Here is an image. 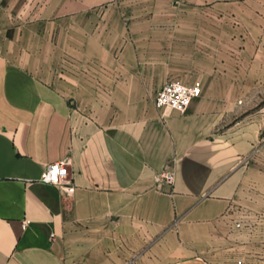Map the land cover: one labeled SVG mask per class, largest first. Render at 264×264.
<instances>
[{
  "label": "crops",
  "instance_id": "obj_1",
  "mask_svg": "<svg viewBox=\"0 0 264 264\" xmlns=\"http://www.w3.org/2000/svg\"><path fill=\"white\" fill-rule=\"evenodd\" d=\"M155 2L0 0V264L264 261V49L102 32ZM172 79L201 82L184 112Z\"/></svg>",
  "mask_w": 264,
  "mask_h": 264
},
{
  "label": "rangeland",
  "instance_id": "obj_2",
  "mask_svg": "<svg viewBox=\"0 0 264 264\" xmlns=\"http://www.w3.org/2000/svg\"><path fill=\"white\" fill-rule=\"evenodd\" d=\"M132 9L123 21L102 24V32H157V44L213 46L221 56L264 49V0H156Z\"/></svg>",
  "mask_w": 264,
  "mask_h": 264
},
{
  "label": "built area",
  "instance_id": "obj_3",
  "mask_svg": "<svg viewBox=\"0 0 264 264\" xmlns=\"http://www.w3.org/2000/svg\"><path fill=\"white\" fill-rule=\"evenodd\" d=\"M201 82L195 80L192 83H185L178 79H172L156 89L155 104L160 108H173L179 112H184L190 104L193 97L201 93ZM68 158H61L50 161L46 164L41 173L40 179L43 181L59 184L62 187L68 183ZM153 179L158 186L163 184L173 185L175 179V170L166 162L165 165L154 172ZM29 221L28 218L23 220V226ZM236 264H264V261H239Z\"/></svg>",
  "mask_w": 264,
  "mask_h": 264
}]
</instances>
